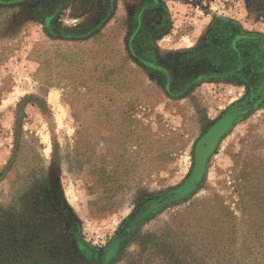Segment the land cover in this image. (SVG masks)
I'll return each mask as SVG.
<instances>
[{
  "label": "rangeland",
  "instance_id": "rangeland-1",
  "mask_svg": "<svg viewBox=\"0 0 264 264\" xmlns=\"http://www.w3.org/2000/svg\"><path fill=\"white\" fill-rule=\"evenodd\" d=\"M3 1L0 217L66 264H264V0Z\"/></svg>",
  "mask_w": 264,
  "mask_h": 264
},
{
  "label": "trees",
  "instance_id": "trees-1",
  "mask_svg": "<svg viewBox=\"0 0 264 264\" xmlns=\"http://www.w3.org/2000/svg\"><path fill=\"white\" fill-rule=\"evenodd\" d=\"M0 5L4 6L3 0H0ZM23 224L14 214L0 217V264H66L62 258L56 261L53 251L45 248L35 233H29ZM184 264H188L186 260ZM197 264L205 262L201 260ZM217 264L233 263L221 261Z\"/></svg>",
  "mask_w": 264,
  "mask_h": 264
},
{
  "label": "flooded vegetation",
  "instance_id": "flooded-vegetation-1",
  "mask_svg": "<svg viewBox=\"0 0 264 264\" xmlns=\"http://www.w3.org/2000/svg\"><path fill=\"white\" fill-rule=\"evenodd\" d=\"M140 21V18H138V22ZM138 26H140L139 24H138Z\"/></svg>",
  "mask_w": 264,
  "mask_h": 264
}]
</instances>
